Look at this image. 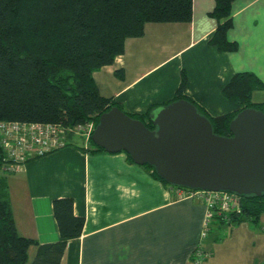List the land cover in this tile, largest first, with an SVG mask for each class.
<instances>
[{"label":"crops","instance_id":"crops-1","mask_svg":"<svg viewBox=\"0 0 264 264\" xmlns=\"http://www.w3.org/2000/svg\"><path fill=\"white\" fill-rule=\"evenodd\" d=\"M213 3L191 0L185 22H145L140 36L124 39L111 64L92 72L98 93L128 113H142L172 97L182 71L183 94L208 115L238 108L221 88L241 71L264 82V0L231 1V51L208 43L216 25L208 14ZM250 99L264 101V89L252 90ZM71 139L5 176L16 232L40 244L59 239L52 199H72L83 224L78 236L67 238L59 264H264V212L225 226L211 213L209 232L200 238L207 212L202 200L177 198L123 151L89 152L79 137ZM197 246L210 254L194 263ZM34 251L29 246L27 256Z\"/></svg>","mask_w":264,"mask_h":264},{"label":"trees","instance_id":"trees-1","mask_svg":"<svg viewBox=\"0 0 264 264\" xmlns=\"http://www.w3.org/2000/svg\"><path fill=\"white\" fill-rule=\"evenodd\" d=\"M231 1L213 0L208 13L216 20L208 43L220 51L236 47L226 39ZM190 15L191 0H0V120L72 127L91 119L95 126L98 115L115 106L153 129L148 119L152 109L184 99L208 119L214 134L228 136V121L239 110L253 108L264 113V101L250 99L252 90L264 89V82L252 72H236L223 85L222 96L238 108L216 116L208 115L183 94L182 71L172 97L142 113H128L112 98L101 96L91 77L93 71L111 64L122 52L125 38L141 35L145 22H185ZM73 136L66 135L64 146L72 142ZM83 150L104 151L90 139ZM126 158L132 161L127 154ZM3 165L0 146V264H59L67 238L80 234L83 218L73 214L70 197L54 198L51 210L59 239L40 244L19 235L8 200L5 176L10 171ZM143 167L166 186H174L159 178L150 165ZM236 197L238 211L229 210L223 215L213 209V219L225 226L254 220L264 212V192ZM29 246H34L35 251L27 261ZM202 249L209 256V251Z\"/></svg>","mask_w":264,"mask_h":264},{"label":"water","instance_id":"water-1","mask_svg":"<svg viewBox=\"0 0 264 264\" xmlns=\"http://www.w3.org/2000/svg\"><path fill=\"white\" fill-rule=\"evenodd\" d=\"M153 129L113 106L98 115L91 142L150 165L170 185L236 195L264 192V113L243 108L228 121L229 135L212 132L208 119L184 99L148 113Z\"/></svg>","mask_w":264,"mask_h":264},{"label":"built area","instance_id":"built-area-1","mask_svg":"<svg viewBox=\"0 0 264 264\" xmlns=\"http://www.w3.org/2000/svg\"><path fill=\"white\" fill-rule=\"evenodd\" d=\"M94 122L89 119L72 127H63L58 123L26 122V121H1L0 120V146L3 151L6 171H13L16 167L31 157L40 156L64 146L68 133L88 144ZM168 189L177 198H198L207 208L205 222L200 231V238L207 232V223L213 209L227 214L229 210L238 211V201L235 194L226 191H207L189 189L179 186H168ZM208 257L201 246H197L192 252V260L199 263Z\"/></svg>","mask_w":264,"mask_h":264},{"label":"rangeland","instance_id":"rangeland-1","mask_svg":"<svg viewBox=\"0 0 264 264\" xmlns=\"http://www.w3.org/2000/svg\"><path fill=\"white\" fill-rule=\"evenodd\" d=\"M31 258H32V255L29 254V255L27 256V261H29Z\"/></svg>","mask_w":264,"mask_h":264}]
</instances>
